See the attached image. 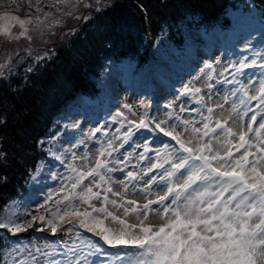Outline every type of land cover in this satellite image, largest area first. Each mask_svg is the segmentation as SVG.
Returning a JSON list of instances; mask_svg holds the SVG:
<instances>
[{
  "label": "snow or ice",
  "instance_id": "6c2138e0",
  "mask_svg": "<svg viewBox=\"0 0 264 264\" xmlns=\"http://www.w3.org/2000/svg\"><path fill=\"white\" fill-rule=\"evenodd\" d=\"M55 2L70 4V0ZM71 6L76 7V4ZM37 11L42 9L37 6ZM47 15L50 13L45 14V18ZM0 21L5 22L0 25V33L6 36L12 35L13 24H19L22 29L19 36H28L29 25L35 24L38 28L43 23L39 16L25 20L6 15L0 16ZM28 38L31 39L30 36ZM261 46L264 47V41ZM36 59L44 57L37 54ZM255 67L260 69L259 79L249 77L248 84L236 79L238 74H244L245 69ZM205 68L211 73L201 69L200 75L211 81L215 68L211 63H206ZM231 69H235L233 79L225 77L222 82L239 85L231 90L230 95L241 94L239 105L232 103V112L239 113V109L244 107L242 116H247L249 111H254L246 107L253 100L257 102V108H262L264 54L257 52L250 61L244 57L239 63H232ZM231 69L226 68L225 71ZM28 70L31 71V68ZM213 87V84H207L209 91ZM201 91L199 87L185 85L180 95H190L197 103L203 104ZM227 100L228 97H225V102ZM175 103L172 101L164 106L169 110L165 113L166 119L150 117V105L144 101L137 108L123 104L122 109L130 115L120 110L112 116L113 123H118L120 127L111 136L108 131L103 132L104 138L97 141L95 157H91L87 149L79 157L72 152V160L67 164L69 175L64 178L66 182L61 183L55 198L49 193L45 202L39 204L43 213L25 211L23 222L21 215L14 210L0 218V229L7 230L12 236L38 225L36 230L39 232L48 231L53 236L60 232L67 237L63 241H45L43 246H34L28 252L30 260H21L19 264H42L41 255L46 258L43 264H97V261L99 264H264V115L254 112L246 129L242 127L234 131L229 126L231 115L213 122L214 109L208 107L201 129L179 116H176L179 124H169L175 112ZM217 107L223 108V104H217ZM137 109L144 111L137 116ZM186 110L180 107V111ZM257 115H261V121L258 127L253 128L252 125L257 124ZM181 125L183 132L190 134L187 140L176 131ZM72 126L79 127L77 124ZM103 130V125L96 127L87 136L94 138ZM156 131L170 137L175 144L161 142L162 148L150 147L144 133ZM137 133L140 135L137 136ZM250 134L254 143L249 138ZM234 138L238 142H234ZM193 141L198 143L190 146ZM213 141L219 145L218 149L213 147ZM82 143L84 140L76 146ZM125 145L133 147V151L122 154L123 158H114L113 154ZM136 149L143 151L136 154ZM153 151L154 160L148 155ZM236 152L240 155L236 156ZM52 155L61 164L66 159L63 153L58 155L53 152ZM134 158V170L125 173L126 180L114 181L112 173L124 172V167L131 164ZM77 160L81 161L79 165ZM142 162H147V166L140 167ZM156 170H162L159 178L149 175ZM141 180H144V188L138 189L136 185ZM158 180L163 186V194H155V199L147 198L153 195L151 188ZM114 184L122 189L123 194L114 191ZM130 187L145 194L146 202L141 205L135 199H128ZM110 195L119 199L110 198ZM153 205L158 207L154 209ZM111 209H122L124 218ZM150 213L161 216L163 223H150ZM130 215L135 217V223L128 221ZM105 221L118 226L108 227ZM80 229L99 239L86 238ZM61 244L65 249L59 253L63 259H53ZM104 245L116 251L109 252ZM124 249H136V252L122 251Z\"/></svg>",
  "mask_w": 264,
  "mask_h": 264
},
{
  "label": "trees",
  "instance_id": "16d2710c",
  "mask_svg": "<svg viewBox=\"0 0 264 264\" xmlns=\"http://www.w3.org/2000/svg\"><path fill=\"white\" fill-rule=\"evenodd\" d=\"M52 1L19 3L27 13L37 6L48 8ZM240 1L89 0L84 16L82 6L77 12L71 8L76 0L60 6L65 30H71L59 41L52 35L49 41L36 42L37 47L50 45L44 59L23 62L7 74L10 79L0 80V218L12 211L9 200L21 195L45 165L51 145L44 137L51 133V123L64 115L70 98L94 91L98 79L114 70L117 61L146 68L164 45L175 49L195 26L233 18ZM259 1L264 7V0ZM4 240L0 229V260L8 258Z\"/></svg>",
  "mask_w": 264,
  "mask_h": 264
},
{
  "label": "rangeland",
  "instance_id": "374dc122",
  "mask_svg": "<svg viewBox=\"0 0 264 264\" xmlns=\"http://www.w3.org/2000/svg\"><path fill=\"white\" fill-rule=\"evenodd\" d=\"M5 14H7L6 12H4ZM5 22H2V24H4ZM54 25L57 24V21H55L53 23ZM31 26H35V24L30 25ZM223 36V34H217ZM193 36V37H191ZM190 38H195L197 41H193L191 42V46L192 48H197L198 46H200L201 44H204L203 42H205L206 40L204 39L202 41V38H199V33L198 31H193L190 34ZM170 59V57H169ZM195 57H187L185 66H188V70L189 68L194 69L195 67V63L196 61L194 60ZM169 61H162L158 63V66L160 67V72L166 71L168 72L171 65H169ZM215 64V69L216 72H218V74H216V76L214 75V78L207 82V77L206 76H201L200 73L196 74L195 77L199 76L200 79L197 80L195 79V77L191 78L188 77L189 82L191 83V85H194L192 87H199L202 89L200 95H202L204 97L205 100V107H212L214 109V113H213V122H215L217 119H220L222 117H228L229 115H231V119L229 120V126H231L233 128L234 131H239L241 130V128H245L247 127V124L245 123V118L244 116H242V114H240V112H244L243 109H239V113H235L232 112V102L231 101H227L225 102V97L230 98L232 95H230L231 92V88L226 84H222V83H218L217 82V78H223L225 79V77H227L226 74L229 75L228 71H225L224 69L227 68L229 69L231 67V64H227V66L224 65L223 62L220 61V58L217 60V62L214 63ZM216 67H220V68H216ZM205 73H211L210 71H206L205 69ZM221 73H223V75H221ZM181 75L182 77H186L187 71L182 70L180 72L177 71H172L171 75ZM227 79L229 80V77H227ZM151 80V78H146L145 80H143L140 84L135 85V89L132 87L130 89H127L125 87V82L122 79V75H118V74H114L109 76L108 78L105 79H101V82L98 83L99 87L101 88V91L103 92V95L101 96V99L103 100V102H107L106 105V109L107 111L110 113L111 110H113V112L116 113V111H120V110H124L122 109L123 104L128 103L130 105H132L134 108H137V106L140 104L141 101H146V103H148L149 98L151 99H156L155 101H157L158 103L160 102H168L169 99L170 100H175V112L173 113V117L172 119L169 120V124H179V121L176 120V116L181 117L184 120H190L192 121L196 127L201 128L202 126H200V123L203 119V116H205V113L208 114V112L205 110V107L203 106L202 108V112L200 114V116H198L199 118H194L195 116L193 115L194 113H192V108H191V103L190 102H186L184 100V103H182V98L179 100L178 97L179 96H172L171 98L169 97L170 94L168 92V89L164 86V85H160L157 87V90L152 94V95H146L147 93H149L150 89H147L148 84L146 83V81ZM132 82H134L132 80ZM211 83L214 85L213 89L211 91H209V89L207 88V84ZM138 91H137V90ZM220 95L222 96L221 98ZM147 96V97H146ZM207 96V97H206ZM222 100V102H220ZM231 102V103H230ZM235 103L237 105H239L238 101H235ZM217 104H223V108H219L217 107ZM183 106L185 109H187L186 111H180V107ZM126 115H130L129 113H127V110H124ZM143 109H137V116L141 115L143 113ZM165 111L160 108L157 107L155 109L154 115L156 118L158 119H166V115H165ZM89 113L85 112L84 115L82 116V114H80L78 111H73L72 112V116L73 118H80V123H79V127L82 130H87V132L95 129L96 127L99 126H92L94 124L93 118L90 119L89 118ZM82 116V118L80 117ZM131 118V117H130ZM199 119V121H198ZM261 121V120H260ZM200 122V123H198ZM259 124V123H258ZM92 126V127H91ZM214 126V124H213ZM258 127V125H257ZM111 128V127H110ZM176 131L178 133H182L183 134V138L185 140L190 138V134L189 133H184L183 132V126H179L176 128ZM111 132L115 133L116 131L113 130L111 128ZM217 132L219 133V130H217ZM210 138V137H209ZM209 138H205L206 140ZM221 139H223V137H220ZM250 140L254 143V137L252 136V134H250L249 136ZM84 143L80 146L77 147L75 149H73V151L76 153V155L79 157L81 156L85 150L87 149V151L90 153L91 157H95V150H96V146L93 144V138H89L87 136V134L83 135ZM72 140L73 137L70 136H63L60 140H59V144H60V148H62L61 152H63V150L65 149H70L72 147ZM234 142H238L237 138H234ZM197 141H193V145L190 146H194L195 144H197ZM213 147L218 149L219 145L216 143V141H213ZM243 151V150H241ZM253 151H255V149H253ZM60 152V154H61ZM235 152V150H234ZM223 154V153H222ZM117 158H123L122 154L120 153V149L118 152L115 153ZM236 156H239L240 153L236 152L235 153ZM251 159V158H250ZM76 163L79 165L81 163V161L77 160ZM136 162L133 164L135 165ZM141 167V166H140ZM131 170H134L133 168ZM49 175H45L44 177H40L38 180L40 182L36 183V186L33 188L32 193H33V198L28 202L29 207H31L33 204H35L36 202V197L37 196H42L44 198V195H47L49 193L54 194L60 187H61V183L62 182H66L64 181V179L62 178V175L60 173H54L52 174L50 169H47L46 171ZM112 179L114 181H121V180H126V176L123 173H118V172H114L112 173ZM144 180H147V177H144ZM144 180L139 181V183L136 185V187L138 189H143L144 188ZM85 183H87V181H85ZM114 191L117 192H121V194H123L122 189L114 184ZM152 193H158V192H162L159 188L155 187L153 189V191H151ZM110 198L113 199H119L118 197H114L110 195ZM127 198L128 199H135L139 204H143L146 202V196L145 194H143L140 191H135L133 190L131 187L129 188V191L127 193ZM147 198H155V195H152L150 197ZM99 206V205H98ZM34 207V206H33ZM157 206L153 205V208L155 209ZM112 211L115 212L116 215L121 216V218H124L122 215V209L117 211L116 209H111ZM128 221L130 223H135V217L133 215H130L129 217H127ZM149 222L152 223L153 225H159L161 223H163V219L161 218V216L159 215H155V214H149ZM106 226L108 227H117L118 225H116L115 223H112L110 221H105Z\"/></svg>",
  "mask_w": 264,
  "mask_h": 264
},
{
  "label": "flooded vegetation",
  "instance_id": "af4514ba",
  "mask_svg": "<svg viewBox=\"0 0 264 264\" xmlns=\"http://www.w3.org/2000/svg\"><path fill=\"white\" fill-rule=\"evenodd\" d=\"M1 40H3L4 39V37H2V38H0Z\"/></svg>",
  "mask_w": 264,
  "mask_h": 264
}]
</instances>
